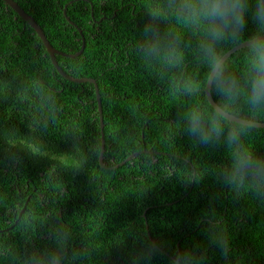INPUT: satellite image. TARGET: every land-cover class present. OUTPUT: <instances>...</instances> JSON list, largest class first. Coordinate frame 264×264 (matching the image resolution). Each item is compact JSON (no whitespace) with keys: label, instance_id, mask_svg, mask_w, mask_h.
Here are the masks:
<instances>
[{"label":"trees","instance_id":"16d2710c","mask_svg":"<svg viewBox=\"0 0 264 264\" xmlns=\"http://www.w3.org/2000/svg\"><path fill=\"white\" fill-rule=\"evenodd\" d=\"M15 1L58 50L80 51L83 31V53L57 59L97 80L105 138L95 84L65 78L0 0V56L20 43L7 58L26 77L0 84V264H264V127L227 119L205 90L229 50L264 35V0ZM212 93L264 122V39L225 61ZM57 175L61 209L31 202L11 230L14 187L49 199Z\"/></svg>","mask_w":264,"mask_h":264},{"label":"flooded vegetation","instance_id":"af4514ba","mask_svg":"<svg viewBox=\"0 0 264 264\" xmlns=\"http://www.w3.org/2000/svg\"><path fill=\"white\" fill-rule=\"evenodd\" d=\"M17 14L15 16V22L17 24L21 23L19 18H22L16 11ZM23 19V18H22ZM21 34L17 32L10 31V39H15L21 37L23 40L28 37L27 28L22 27L18 29ZM9 44V43H7ZM10 52L6 54L8 57L9 54H14L16 50H18L21 45L20 43L11 42L8 45ZM7 57L0 56V84L3 82H15L21 81V84L24 83L25 75H16V71H21L20 69L16 68L12 62L15 60L16 57H20L19 54H15L14 58L8 59ZM25 77V78H24ZM24 78V79H23ZM23 79V80H22ZM0 142L6 143L4 136H0ZM13 149V148H12ZM0 156L3 158V152L0 151ZM58 182L56 185V189L52 192L51 196L48 199V193H46L41 187L36 184V182L27 180L25 182H19L13 189L11 196L8 202V209H9V223L15 221L14 226L11 230L18 225L21 219L23 218H30L34 216L35 213L30 212L29 205L33 202V206H38V209L45 208L46 206H52L56 209H61L63 206L62 201V190H61V179L60 175H57L55 178V182ZM18 190V191H17ZM30 192H32L30 194ZM38 192L37 195H34ZM159 199L162 197H158ZM48 199V200H47Z\"/></svg>","mask_w":264,"mask_h":264},{"label":"water","instance_id":"95a60500","mask_svg":"<svg viewBox=\"0 0 264 264\" xmlns=\"http://www.w3.org/2000/svg\"><path fill=\"white\" fill-rule=\"evenodd\" d=\"M7 6L13 8L24 20L25 22H27L33 29L35 34H37L40 39L42 40V42L44 43L48 54L50 55L52 62L55 66V68L68 80L73 81V82H77V83H83V82H91L93 84H95L96 87V93H97V100H98V110L100 112V117H101V128H102V136L103 138H105V123H104V116H103V105H102V99H101V93H100V88L98 85V82L95 78H90V77H74L70 74H68L66 71H64V69L60 66L58 59H57V55H61V56H66V57H76V56H80L85 47H86V39L85 36L83 34V31L79 28L80 34L82 35V41H83V46L82 49L80 51H78L77 53H73V54H68L66 52H63L61 50H58L57 48H55L52 43L50 42V40L48 39L44 29L42 28V26L29 14L25 11L24 8L21 7V5L16 2L15 0H2ZM64 15L66 16L67 20L75 25L77 27V25L71 21L70 17L67 15V6H65L64 9ZM78 28V27H77ZM264 39V35L250 40L248 42H245L243 44H240L238 46H236L235 48L229 50L220 60L219 62L216 64V66L214 67L213 71L211 72L207 85L205 87L206 93H207V97L208 100L210 102V104L220 113L222 114L224 117H226L227 119L237 122V123H243L245 125H251V126H256V127H264V122H260V121H253L250 119H245V118H241L238 117L230 112H228L227 110H225L214 98V95L212 93V85H213V81L217 75V73L219 72L220 68L222 67V65L225 63V61L237 50L244 48L246 46H250L260 40ZM104 152H105V142H103V146H102V152L100 155V164L102 165V167L107 168V166L105 165V163L103 162V158H104ZM135 156V154H133L132 156H130L129 158H127L126 161L130 160L131 158H133ZM13 227V226H12ZM10 229V228H9ZM0 232H5V230H0ZM154 243L156 244V242L154 241ZM177 264H181L179 261H177Z\"/></svg>","mask_w":264,"mask_h":264},{"label":"clouds","instance_id":"9594fccd","mask_svg":"<svg viewBox=\"0 0 264 264\" xmlns=\"http://www.w3.org/2000/svg\"><path fill=\"white\" fill-rule=\"evenodd\" d=\"M17 2V1H16ZM13 9V8H12ZM86 39V38H85ZM101 131H102V128H101ZM104 131H105V129H104Z\"/></svg>","mask_w":264,"mask_h":264}]
</instances>
